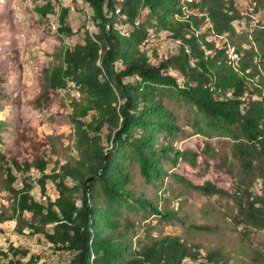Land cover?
Listing matches in <instances>:
<instances>
[{
  "label": "trees",
  "instance_id": "obj_1",
  "mask_svg": "<svg viewBox=\"0 0 264 264\" xmlns=\"http://www.w3.org/2000/svg\"><path fill=\"white\" fill-rule=\"evenodd\" d=\"M85 1L94 11L93 20L99 33L87 34L85 43L66 49L65 66L51 70L44 87L64 88L69 81L76 82L87 94L88 103L76 104L75 116L82 117L91 110L96 116L87 128L78 122L80 157L75 163L66 162L59 171L54 169L48 174L45 172L47 162L43 159L34 164L12 159L18 171L35 165L42 173L43 190L45 181L51 178L58 193L55 199L48 196L39 200L28 188L9 186L17 199V219L25 223L21 227L28 226L32 233L42 234L55 250L70 252L67 264H187L188 258L195 261L201 245L189 243L179 235L156 236L136 248L129 247V239L107 211L99 207L95 195L96 186L111 199L131 194L126 187L129 180L126 167L119 156L122 150L116 156L107 155L101 136L95 132L107 127L116 144L131 149L144 176L159 178L162 175L159 151L163 154L174 151L177 158L195 156L172 145L156 147L151 132L152 128L172 130L173 123L167 119L170 114L158 90H162L163 85H173L197 106L216 130L241 139L236 144V155L246 174L252 172L257 163L262 164L263 173L264 30L255 31L256 27L249 39L234 42L240 59L233 63L229 52L227 55L229 47L206 41L205 35L199 32L207 27L206 30L220 37L228 33L233 38L235 22L249 17L237 7L235 0ZM145 8L149 13L144 17ZM51 10L49 2L40 12L46 14ZM128 25L131 32L125 35L122 29H128ZM150 27L167 32V38L176 46L173 53L159 56L155 51L149 58L140 51ZM246 28L250 31L248 26ZM173 70L184 76L183 86L179 78L170 74ZM119 97L123 102L118 107ZM89 127L94 135L90 134ZM7 174L11 182L17 179L9 163ZM67 178L74 184L69 185ZM193 186L207 194L226 193L211 182ZM254 200L241 205V222L262 227L264 205H258L261 198ZM137 201L164 218L175 216L173 211H162L150 200L137 198ZM25 213L31 218H26ZM11 218L3 215L0 221ZM195 227L208 229L205 225ZM19 232L22 233L23 228L19 227ZM222 252L212 249L207 257L214 260L223 257ZM1 254L11 258H0V264H17L27 257L28 251L12 246L9 252Z\"/></svg>",
  "mask_w": 264,
  "mask_h": 264
},
{
  "label": "rangeland",
  "instance_id": "obj_2",
  "mask_svg": "<svg viewBox=\"0 0 264 264\" xmlns=\"http://www.w3.org/2000/svg\"><path fill=\"white\" fill-rule=\"evenodd\" d=\"M238 1L243 6L254 5V14L259 20L253 21L239 7L249 17L235 22L233 38L228 33L220 37L206 30L207 27L199 32L205 35L206 41L229 47L227 55L229 52L231 56L232 49L237 48L235 41L249 39L256 27L255 31L264 30V0ZM49 2L51 12H40ZM148 13L147 8L142 11L144 17ZM93 16L94 11L85 0H0V217H12L0 221V258L12 246L27 250V257L17 264H67L71 259L70 252L55 250L42 234L32 233L28 226L21 227L25 223L17 219V199L9 186L28 188L39 200L48 196L55 199L58 193L51 178L45 181L43 190L41 171L35 165L18 171L12 159L31 164L43 159L47 162L45 172L51 174L54 169L59 171L64 163H75L80 157L78 122L87 128L96 112L91 110L82 117L75 116V105L88 103L87 94L76 82L69 81L66 87L57 89H46L44 83L51 70L65 66L66 49L85 43L87 34L99 33ZM127 28L122 29L125 35L131 32L130 25ZM167 36V32L150 27L140 51L149 58L155 51L159 56L173 53L176 46ZM177 78L183 86L184 76L179 74ZM158 95L168 109L167 119L173 127L171 131L151 129L156 147L172 145L195 156L177 158L174 151L163 154L161 150L162 175L148 179L131 149L116 144L110 130L102 127L95 133L101 136L106 154L116 156L122 150L119 156L126 167L129 178L126 187L131 194L111 199L96 186L99 207L118 223L119 230L129 239V247L136 248L156 236L179 235L189 243L201 245L199 257L195 261L186 259L187 264H264V226L241 222L240 213L241 205L254 199L261 198L258 205H264L262 164L256 162L257 166L246 174L236 155V144L241 139L216 130L197 106L173 85H163ZM122 102L119 97L116 105L119 107ZM88 129L90 134H95ZM7 163L17 174L13 182L7 174ZM66 180L69 185L74 184L71 178ZM206 182L226 193L207 194L193 186ZM137 198L150 200L162 211H173L174 218H164L150 207L140 206ZM78 204L82 202L78 200ZM25 216L31 218L29 213ZM196 225H205L208 229H199ZM19 227L23 228L22 233ZM212 249L223 251V257L210 260L207 253Z\"/></svg>",
  "mask_w": 264,
  "mask_h": 264
},
{
  "label": "built area",
  "instance_id": "obj_3",
  "mask_svg": "<svg viewBox=\"0 0 264 264\" xmlns=\"http://www.w3.org/2000/svg\"><path fill=\"white\" fill-rule=\"evenodd\" d=\"M235 4L237 5V7H241L246 14L250 15V17H252L253 21H258L259 19L257 18V16L254 14L255 12V6L251 5V4H247L246 6H243L241 2H239L238 0H235ZM170 74L174 75L175 77L179 76L178 73H171Z\"/></svg>",
  "mask_w": 264,
  "mask_h": 264
},
{
  "label": "bare ground",
  "instance_id": "obj_4",
  "mask_svg": "<svg viewBox=\"0 0 264 264\" xmlns=\"http://www.w3.org/2000/svg\"><path fill=\"white\" fill-rule=\"evenodd\" d=\"M233 56V57H232ZM232 56H231V62H236V60L240 59L239 53L235 49H232Z\"/></svg>",
  "mask_w": 264,
  "mask_h": 264
}]
</instances>
